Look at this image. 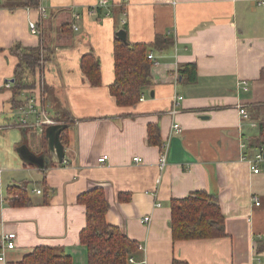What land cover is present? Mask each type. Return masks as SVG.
<instances>
[{
    "label": "crops",
    "instance_id": "1",
    "mask_svg": "<svg viewBox=\"0 0 264 264\" xmlns=\"http://www.w3.org/2000/svg\"><path fill=\"white\" fill-rule=\"evenodd\" d=\"M19 1L0 0V244L4 234L16 235L0 264L17 263L38 245L60 246L71 264H88L78 240L85 207L77 197L96 187L109 203L106 221L144 247L130 254L137 262L264 264V161L257 173L246 161L256 153L250 141L264 127V0H107L93 13L98 0H39L36 7ZM123 28L130 43L150 44L156 35L172 40L164 49L149 48L152 81L142 89L143 100L130 106L118 105L109 91L114 36ZM15 46L37 47L47 60L28 76L32 86L13 96ZM87 53L99 60L98 86L80 67ZM189 62L197 76L185 83L177 68ZM178 94L179 111L172 115ZM27 100L35 107L29 122L40 111L55 124L67 120L62 163L40 169L19 154L25 143L44 155L48 125H18V108ZM174 122L180 133L172 131ZM150 125L159 129L157 144L148 142ZM102 155L107 159L98 162ZM19 183L30 204H12L7 188ZM193 191L216 197L224 236L172 239L169 202ZM120 194L128 198L119 200ZM147 215L150 222L141 223Z\"/></svg>",
    "mask_w": 264,
    "mask_h": 264
},
{
    "label": "trees",
    "instance_id": "2",
    "mask_svg": "<svg viewBox=\"0 0 264 264\" xmlns=\"http://www.w3.org/2000/svg\"><path fill=\"white\" fill-rule=\"evenodd\" d=\"M38 3L39 0H20L16 5L36 7ZM171 44L172 40L169 37L161 35H156L153 43L146 44L130 43L127 40L123 42L115 34L113 42L114 80L109 86V91L118 105L136 104L142 94V89L151 84L150 67L152 64L147 57L149 48L161 50ZM10 50L19 61L14 69L12 85L13 96H16L23 88L32 86L28 76L33 75L35 68L41 61L47 60V57L41 55L42 50L37 47L15 46ZM80 67L92 86L100 84V64L93 53L82 56ZM263 71L264 69H262V76ZM177 73L181 76L182 82H194L197 76L196 65L194 62L180 64ZM13 103L15 104V101ZM19 106L20 103L14 108ZM58 121L67 124V120ZM67 127L68 124L59 135L63 146L67 144ZM158 132V127L149 126L147 135L149 143L160 142ZM42 137L45 145L44 155H47L44 131ZM251 145L255 148L264 145L263 126H260L259 135L254 142L250 141ZM7 193L13 205L30 204L24 183L9 186ZM118 198L125 200L128 196L120 194ZM77 201L85 207V226L78 233V240L87 248L88 264H128L127 258L135 252L136 242L118 227L106 221L109 203L104 189L96 187L85 191L78 195ZM169 205L173 240L216 238L225 235L224 217L215 196L204 191H193L186 197L172 198ZM13 264H71V259L60 246L38 245L21 261ZM173 264L186 263L174 259Z\"/></svg>",
    "mask_w": 264,
    "mask_h": 264
},
{
    "label": "built area",
    "instance_id": "3",
    "mask_svg": "<svg viewBox=\"0 0 264 264\" xmlns=\"http://www.w3.org/2000/svg\"><path fill=\"white\" fill-rule=\"evenodd\" d=\"M262 3L264 4V1H262ZM106 4H107V0H98L93 5V7L90 9V12L93 13L97 9L98 6H102V5H106ZM39 9H40V12L42 13V15L45 16L44 9L42 7H39ZM122 22H124V21H122ZM29 27H30V30L32 32L36 31V23L35 22H33V21L30 22ZM73 28L77 29L76 25H74ZM147 57L149 59L154 58L152 53H149L147 55ZM10 85L11 84L9 81H6L4 83V86L6 88H9ZM139 100H143V95H140ZM181 100H182V96L179 94L176 95L175 99H173L172 108L170 110V113L172 115L178 113L179 110L177 109V106L180 105ZM34 110H35V107L32 105L30 100H27V102L24 105L20 106L18 108V114L20 115L18 118V125L19 126H26V127L27 126H30V127L31 126H36V127L39 126V127H41L43 125L55 124V122L52 119H50L49 117L46 116L45 111H40V115H41L40 118L36 119L34 122H29L28 117L30 114H32V112H34ZM239 113H240V115H242V117L244 119L248 118V113L246 112L245 109L240 108ZM0 130H1V127H0ZM172 131H175L177 133L181 132V127H180L178 122H174L172 124ZM242 146H243V144H242ZM167 148H168V144L166 142H163L161 144L160 155L158 158L159 169L161 172L166 167ZM105 159H107V155H102L101 157L98 158V162H103ZM133 160L135 162H138V161H141V158L140 157H133ZM246 161L250 165L252 172L257 173L259 171V166H258L259 162L264 161V145L256 148L255 155L253 157H246ZM35 192L40 193V190L37 189V190H35ZM255 204L258 205L259 202L256 200ZM150 220H151V217L149 215H147V216L142 217L140 222L143 224H148L150 222ZM15 238H16L15 233H7V234L3 235L2 239H1V244H0V262L4 261L5 250L12 249L15 247ZM136 249L141 251V250H144V247L141 244L137 243ZM144 262H145L144 260L137 262L132 255L128 256V258H127L128 264H143Z\"/></svg>",
    "mask_w": 264,
    "mask_h": 264
},
{
    "label": "water",
    "instance_id": "4",
    "mask_svg": "<svg viewBox=\"0 0 264 264\" xmlns=\"http://www.w3.org/2000/svg\"><path fill=\"white\" fill-rule=\"evenodd\" d=\"M116 36L121 41H126V31L124 29H119L116 31ZM67 126L65 123H56L48 125L44 130V135L46 139V152L49 157L45 156H33L27 155L26 148L18 149L19 154L25 156L27 161L34 164L36 167L42 169L49 165V161L53 163H62L64 160V146L60 142L59 135L62 129Z\"/></svg>",
    "mask_w": 264,
    "mask_h": 264
},
{
    "label": "rangeland",
    "instance_id": "5",
    "mask_svg": "<svg viewBox=\"0 0 264 264\" xmlns=\"http://www.w3.org/2000/svg\"><path fill=\"white\" fill-rule=\"evenodd\" d=\"M41 55H43V56L46 55V52L41 51ZM27 144H28V143H27ZM23 147L26 148V150H27L26 156L31 154V155H33V156L39 157L40 153H39L38 150H35L34 147H32V146H30V145H26L25 143H23V144H21V145L19 146L18 149H21V148H23ZM29 187H31V185H30Z\"/></svg>",
    "mask_w": 264,
    "mask_h": 264
}]
</instances>
